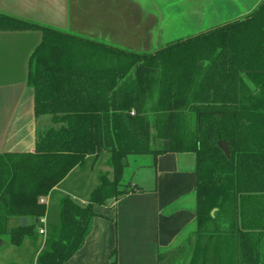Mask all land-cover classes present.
Masks as SVG:
<instances>
[{"label":"trees","instance_id":"16d2710c","mask_svg":"<svg viewBox=\"0 0 264 264\" xmlns=\"http://www.w3.org/2000/svg\"><path fill=\"white\" fill-rule=\"evenodd\" d=\"M0 31L40 33L26 85L35 116L51 119L33 153L0 154V238L20 247L46 215L40 199L74 168L107 153L111 179L100 176L85 206L63 197L35 262L63 264L81 246L93 206L128 192L119 190L128 157L191 152L198 237L237 242L248 264L263 260L256 248L264 246V0L242 19L153 53L3 14ZM152 130L160 148H151ZM217 141L228 143L229 159ZM10 218L33 224L7 229ZM221 219L228 230H220ZM109 256L117 264L115 250Z\"/></svg>","mask_w":264,"mask_h":264},{"label":"crops","instance_id":"0c3cea01","mask_svg":"<svg viewBox=\"0 0 264 264\" xmlns=\"http://www.w3.org/2000/svg\"><path fill=\"white\" fill-rule=\"evenodd\" d=\"M80 2L0 0V14L54 27L127 51L151 53L166 43L184 40L165 43L163 34L164 22L172 20L174 12L179 15L178 12L184 11L182 4L190 9L203 6L204 9L195 14L211 18L209 29H212L242 19L243 13L257 0L245 7L243 0H123L128 10L131 4L132 13H124L123 6L119 11L122 19L118 23L110 24L107 20V24L93 25L95 27L90 30L70 18L74 6L79 8ZM104 2L108 6L104 10L109 11L107 17L118 14L115 9L117 0ZM170 13L172 16L164 15ZM40 38L37 31H0V154L33 153L37 133L51 125L49 115L35 116L34 92L26 85L28 58ZM195 165V154L191 152L166 153L156 158L152 155L128 157V166L119 184V190L128 192L120 198L108 200L103 206H93L94 216L89 221L81 246L63 264H110L109 255L113 250L117 264H248L242 259L237 242L233 245L212 244V239L198 237ZM143 169H153L156 173L154 184L149 188L141 184L149 179L148 176L143 175L140 182L135 178L137 171ZM111 172L108 154L103 153L96 161L88 159L74 168L50 195L42 197L48 209L44 216V237L48 226L56 223L63 197L68 196L79 206L87 205L100 176L111 179ZM216 211L213 209L211 215ZM19 224L20 219L10 218L7 229ZM218 224L221 231L229 229L225 219ZM39 246L31 237L18 248L13 247L7 237L0 238V264L8 261V264H25L22 256L14 253L18 249L29 251L35 264L43 248L42 244ZM256 249L264 255V246ZM261 259L250 263L264 264V258Z\"/></svg>","mask_w":264,"mask_h":264},{"label":"rangeland","instance_id":"374dc122","mask_svg":"<svg viewBox=\"0 0 264 264\" xmlns=\"http://www.w3.org/2000/svg\"><path fill=\"white\" fill-rule=\"evenodd\" d=\"M251 2H252V0H243L244 7L246 6V4L251 3ZM182 5H183L184 11L178 12L179 15H177V13L174 12V17L172 18V20L170 19V20H166L164 22L165 27L163 28V34L165 36V43H166V41L170 42V41L176 40V39H186V38L192 37L196 34H199L201 32H205V31L209 30V26L212 23V21H210L211 18H209L208 16L207 17L203 16V15L199 16L198 14H195L196 12H201V9H204V8H202L203 6L202 7L201 6H193L190 9V7L187 8V5L185 3ZM248 5H250V4H248ZM123 6L126 9V11L124 13L128 14L130 11H131V13L133 12V8L131 7V4L129 6L130 9L128 10V7H127V5L124 4L123 0H117V4L115 6V9H118V11H117L118 14H114L113 16H111L109 18V17H107V13H109V11H104L105 9L108 8V6H106L104 0H81L79 8L74 6V11L71 13L70 18L73 21L78 22L79 26L81 25L84 29L90 30V29H93L92 27H95L93 25H102L104 23L107 24L108 22H111L110 24L118 23V21H120V19H122L121 15H120L122 12H119V11H121ZM178 6H180V5L178 4ZM113 8H114V6H113ZM186 8L189 12H192V13L185 11ZM78 9H79V11H76ZM164 15L165 16L166 15L172 16V13H170V15H168V14H164ZM107 20H109V21L107 22ZM104 26H106V25H104ZM167 44L168 43L161 45V47H164ZM151 53H153V52H151ZM160 139L161 138H158L157 132L152 130V140H151V148L152 149L160 148V145H161ZM142 176L143 177H146V176L149 177L148 180L141 182V184H143L146 188H149L150 186H152V184H154L156 173L153 169L138 170L136 175H135V178H136V180H138V182H140V181H142V178H143ZM139 186H141V185H139ZM215 213L216 212H214V214ZM28 222H29L28 223L29 225L33 224L31 219L28 220ZM38 230H39V226L37 225L34 229V233L30 237L33 238V240L36 243H38V248H39L40 244L44 245L46 237H44V236L42 237L41 235H39ZM3 238H5V237H3ZM14 253L20 254L22 256V259L25 261V264H34V262H32V260L30 259L29 251H27L25 249L24 250L18 249V250H14ZM11 255H12V253H11ZM8 263H9V261H8Z\"/></svg>","mask_w":264,"mask_h":264},{"label":"water","instance_id":"95a60500","mask_svg":"<svg viewBox=\"0 0 264 264\" xmlns=\"http://www.w3.org/2000/svg\"><path fill=\"white\" fill-rule=\"evenodd\" d=\"M261 1L262 0H257V2L251 7V9L244 12L242 16L244 17V16L248 15L250 12H252L259 5V3ZM217 146L221 150V152L225 155V157L227 159H229L230 158V149H229L228 143L226 141H217ZM20 223H21V227L26 226V219L21 218Z\"/></svg>","mask_w":264,"mask_h":264},{"label":"built area","instance_id":"2783aa9c","mask_svg":"<svg viewBox=\"0 0 264 264\" xmlns=\"http://www.w3.org/2000/svg\"><path fill=\"white\" fill-rule=\"evenodd\" d=\"M131 114H133V112ZM40 203H43V201L41 199H40ZM39 225H40L39 230H38L39 234L45 236L46 222H45L44 217L39 220Z\"/></svg>","mask_w":264,"mask_h":264}]
</instances>
